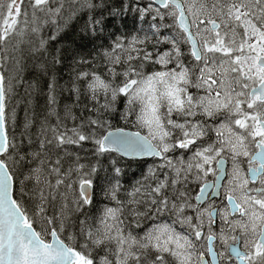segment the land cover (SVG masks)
Returning <instances> with one entry per match:
<instances>
[{
	"label": "snow or ice",
	"instance_id": "obj_1",
	"mask_svg": "<svg viewBox=\"0 0 264 264\" xmlns=\"http://www.w3.org/2000/svg\"><path fill=\"white\" fill-rule=\"evenodd\" d=\"M0 264H264V0H0Z\"/></svg>",
	"mask_w": 264,
	"mask_h": 264
}]
</instances>
